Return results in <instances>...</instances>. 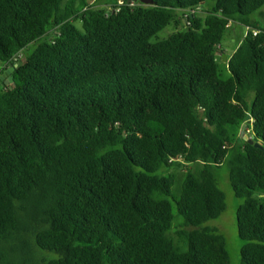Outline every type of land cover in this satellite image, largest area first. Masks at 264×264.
Returning a JSON list of instances; mask_svg holds the SVG:
<instances>
[{
	"label": "trees",
	"instance_id": "obj_1",
	"mask_svg": "<svg viewBox=\"0 0 264 264\" xmlns=\"http://www.w3.org/2000/svg\"><path fill=\"white\" fill-rule=\"evenodd\" d=\"M262 9L0 0V264H229L225 236L203 227L226 211L227 156L241 264H264ZM248 115L261 148L226 129Z\"/></svg>",
	"mask_w": 264,
	"mask_h": 264
},
{
	"label": "rangeland",
	"instance_id": "obj_2",
	"mask_svg": "<svg viewBox=\"0 0 264 264\" xmlns=\"http://www.w3.org/2000/svg\"><path fill=\"white\" fill-rule=\"evenodd\" d=\"M93 3L97 0H91ZM253 20L259 25L264 26V9H262L256 16L252 17ZM81 22L77 23L78 27H81ZM173 26H170L163 31H160L152 41L157 40H165L167 39L174 31ZM242 28L240 26H235L233 29H230L227 33V36L223 42V49L227 56H231L234 50L238 47V38L239 34L242 33ZM34 46L28 47L29 51L33 49ZM25 52L22 55V59L26 56ZM227 66V65H226ZM220 71L223 78H227L231 76L230 71L225 69L224 65H221ZM226 129L231 134H241V130H237L236 128H232L227 126ZM241 137V135H240ZM229 157L227 156L226 160L222 164L221 168L217 169L215 172V176L220 184V188L223 190L226 196V211L220 215L219 218L212 220L206 223L203 227L215 228L218 229L221 234L225 236L226 241V250L228 252L230 261L229 264H241V252L243 242L240 240L238 226L236 223V218L238 215V208L242 204V201L237 199L233 194L232 186L229 182ZM180 190V185L176 187V191ZM175 213H177L176 208L174 209ZM184 222L180 217H176L174 222V231L179 229L178 225H182Z\"/></svg>",
	"mask_w": 264,
	"mask_h": 264
},
{
	"label": "water",
	"instance_id": "obj_3",
	"mask_svg": "<svg viewBox=\"0 0 264 264\" xmlns=\"http://www.w3.org/2000/svg\"><path fill=\"white\" fill-rule=\"evenodd\" d=\"M141 3H143L144 5H149V4H153L154 0H140ZM223 61H227V56H223L222 57ZM221 61V56H216V62L219 63ZM17 68V66H16ZM16 68H11L10 70L6 71L2 76H1V80H6V85H10L12 83H14V79L11 77L12 73L14 72V70ZM252 123V119H251V115L247 116V120L246 122L242 125L241 127V138H243L244 141L249 142L250 144H252V146H254L255 148H261L262 144L260 142H258V139L254 136H250L249 134L246 133V127L248 125H251L252 128H254V125L251 124Z\"/></svg>",
	"mask_w": 264,
	"mask_h": 264
},
{
	"label": "clouds",
	"instance_id": "obj_4",
	"mask_svg": "<svg viewBox=\"0 0 264 264\" xmlns=\"http://www.w3.org/2000/svg\"><path fill=\"white\" fill-rule=\"evenodd\" d=\"M139 1H140V0H139ZM129 2H131V0H129ZM142 4H143V3H142ZM131 5H133V4H131ZM143 5H144V4H143ZM254 34H255V32H254ZM220 48H221V46H220ZM218 55L221 56V60H222V61H220V62H223V63H226V62H227V61H223V59H222L223 56H227L226 54H224V55H222V54H218ZM218 55H216V56H218ZM228 57H229V56H227V60H228ZM220 62H219V63H220ZM11 68H12V67H11ZM9 70H10V69H9ZM7 71H8V70H7ZM5 72H6V71H5ZM5 72H4V73H5ZM6 81H7V80H6ZM251 119H252V116H251ZM253 123H254V120L252 119V123H251V124L253 125ZM249 127H250V128H249ZM251 128H252L251 125H248V126L246 127V133L249 134L250 136H252V134H250Z\"/></svg>",
	"mask_w": 264,
	"mask_h": 264
}]
</instances>
